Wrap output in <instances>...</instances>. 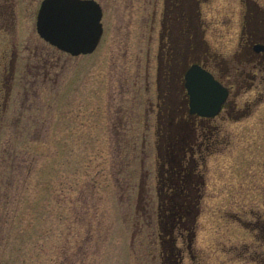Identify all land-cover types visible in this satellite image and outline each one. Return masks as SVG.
Masks as SVG:
<instances>
[{
  "label": "rangeland",
  "instance_id": "rangeland-1",
  "mask_svg": "<svg viewBox=\"0 0 264 264\" xmlns=\"http://www.w3.org/2000/svg\"><path fill=\"white\" fill-rule=\"evenodd\" d=\"M96 1L102 39L77 57L38 36L41 0L8 9L5 43L16 44L21 65L0 122V264L167 261L158 186L170 177L174 132L158 112L163 0ZM194 4L204 30L191 58L213 56L208 66L230 95L225 112L203 126L194 120L185 154L195 167L194 233L188 250L175 230L179 264H264V72L242 47L249 30L257 28L249 40L264 38V0Z\"/></svg>",
  "mask_w": 264,
  "mask_h": 264
},
{
  "label": "flooded vegetation",
  "instance_id": "flooded-vegetation-1",
  "mask_svg": "<svg viewBox=\"0 0 264 264\" xmlns=\"http://www.w3.org/2000/svg\"><path fill=\"white\" fill-rule=\"evenodd\" d=\"M196 2L199 3V0H163V12L159 33V37L161 39L159 48L160 75L164 78V87H162V90H160L158 112L161 114L164 113L165 116L170 119L167 125L164 124V126L167 127V130L174 132L173 137L169 139L170 143L173 146H177L179 150L183 149L185 145L184 148L188 147L190 154L193 153L192 145L194 143L192 142V137L195 135L197 129V124L194 122V120L198 121L200 124L203 123L201 124L203 126L213 118L200 117L196 114L189 113V97L184 86L185 74L187 70L192 65H198L203 70L212 74L215 80H217L224 88L228 90V97L230 95V84L225 83L222 78V74H214L208 66L209 63H212L210 57L213 58V56H210L208 52H204L200 59L191 58V52L195 48V46L192 44V37L194 35L202 36L204 30V28L201 30L200 28H197V20L199 19L200 15L198 6L194 4ZM97 3L100 5L98 1ZM11 6H13L12 0H0V37L3 38V44L0 43V122L7 113L8 102L10 101L14 85L16 86L17 82L15 73L17 68H19L21 65H18V62H16V44H10L12 50L9 51V47L7 46V43H5V31L7 30L6 19L8 18L7 12ZM253 13L251 14L252 16ZM255 13V16L259 14L257 12ZM11 15H13V13ZM262 16L264 20V14L260 13L259 17L261 18ZM193 18H195L196 21L195 28L193 27ZM255 31L257 32V28L252 34L250 33V30L248 34L246 32L245 35L247 40L244 41L242 47L246 48V50L249 52V55L254 57L257 68L264 72V38L257 40V38L253 37L254 39L249 40V36L254 35V33H256ZM261 32L262 30L260 33ZM165 40L166 42H164ZM29 66L33 65L31 64ZM38 66L39 65L34 66L32 69L37 70L39 68ZM25 67L26 69H30V67L28 68L27 65ZM244 72L245 67L243 66L239 70L238 74L241 76L245 74ZM22 80L23 76L21 77L20 75L18 82L22 83ZM22 93L26 95L27 91H18V102L20 109L23 105ZM228 97L223 103L217 116L226 111L228 106ZM191 132L192 134H190ZM179 238L181 240L184 239L181 234Z\"/></svg>",
  "mask_w": 264,
  "mask_h": 264
},
{
  "label": "water",
  "instance_id": "water-1",
  "mask_svg": "<svg viewBox=\"0 0 264 264\" xmlns=\"http://www.w3.org/2000/svg\"><path fill=\"white\" fill-rule=\"evenodd\" d=\"M102 8L95 0H42L36 16L40 38L71 56L91 54L102 33ZM189 97V113L213 118L228 96L212 74L192 65L184 84Z\"/></svg>",
  "mask_w": 264,
  "mask_h": 264
},
{
  "label": "trees",
  "instance_id": "trees-1",
  "mask_svg": "<svg viewBox=\"0 0 264 264\" xmlns=\"http://www.w3.org/2000/svg\"><path fill=\"white\" fill-rule=\"evenodd\" d=\"M174 142V141H172ZM166 155L169 157L168 160L165 158V165L169 167L168 170L164 169V173L170 172V177L165 176V181L160 179V185L158 186V192H162L161 196V223L166 230L164 240L166 241V256L167 261L165 264H179L181 260L180 248L176 246L175 230H180L179 234L187 240V249H191L192 238L194 233V227L190 223V212L196 208L195 195L189 193L192 190L195 183L190 182L187 179L188 173L194 172L195 167L191 168L190 164H187L188 147L178 149L177 146H173L167 142ZM164 148V150H165ZM168 150V152H167ZM161 159L162 156H159ZM162 160V159H161ZM192 162V161H191ZM161 170V169H160ZM192 187V188H191ZM196 191V188L194 189ZM194 191V193H195ZM164 197V198H163ZM200 198V197H199ZM199 198L197 201H199ZM189 220V222H188ZM188 222V223H187Z\"/></svg>",
  "mask_w": 264,
  "mask_h": 264
}]
</instances>
